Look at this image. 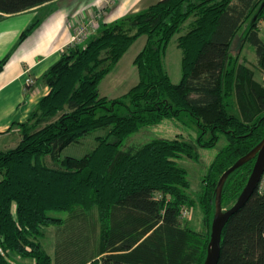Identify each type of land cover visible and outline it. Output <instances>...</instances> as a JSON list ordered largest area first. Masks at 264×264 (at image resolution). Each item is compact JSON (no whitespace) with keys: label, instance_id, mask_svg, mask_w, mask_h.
Wrapping results in <instances>:
<instances>
[{"label":"trees","instance_id":"trees-1","mask_svg":"<svg viewBox=\"0 0 264 264\" xmlns=\"http://www.w3.org/2000/svg\"><path fill=\"white\" fill-rule=\"evenodd\" d=\"M53 1L0 0V15ZM262 2L159 0L102 25L83 45L66 48L40 78L49 91L18 124L19 143L0 151V264H14L12 255L52 264L41 239L44 228L61 220L50 213L92 209L99 242L88 264H203L218 179L264 137V82L229 54L245 25L241 43L253 48L257 67L264 72V39L258 30L264 7L250 23ZM190 18L187 31L176 39L181 75L174 84L163 56ZM31 28L20 34V41ZM140 36L145 43L132 61L137 83L120 97L102 96L100 82ZM8 57L0 60V70ZM183 114L196 127L193 140L153 137L123 146L142 128L179 120ZM97 129L107 132L94 138L89 153L58 158L67 146ZM221 135L225 145L206 167L201 191L193 199L187 193V171L178 161L197 158L198 148H213ZM253 163L226 177L223 210L235 203ZM195 203L202 216L200 230L181 219ZM217 264H264V193L256 189L227 221Z\"/></svg>","mask_w":264,"mask_h":264},{"label":"crops","instance_id":"crops-1","mask_svg":"<svg viewBox=\"0 0 264 264\" xmlns=\"http://www.w3.org/2000/svg\"><path fill=\"white\" fill-rule=\"evenodd\" d=\"M107 1L55 0L19 14L0 15L2 18L0 20V60L6 55L9 56L0 70V151L12 149L19 143L20 128L18 124L24 123L28 119L38 102L48 93L49 88L41 82L40 78L64 51L63 49L71 36L70 21L86 17L94 8L105 6ZM140 1L144 3L146 0H118L101 21L96 33L102 25H111L130 12L138 10L137 4ZM157 1L159 0H154L150 4ZM49 7H53V11L47 17L43 19L38 15L43 9ZM81 9L84 10L79 12ZM30 26H32L31 31L20 41V34ZM259 36L261 37L260 31ZM107 78H109L108 75L103 79L105 93L102 96L105 97L114 89L118 90L123 86V81H115L114 84H110V81L106 82ZM136 83L131 81L129 89ZM164 121L173 123L170 120ZM174 133V137L182 135L177 128ZM186 135L190 136L189 133ZM212 159L210 158L209 163ZM50 216L58 218L62 222L57 227L61 230L55 231V233L53 231L47 238H45V229L49 226L43 230L41 246L50 256L52 264H88L91 254L89 252L86 255L87 248L81 249L74 246L76 235L83 231L85 222H82L78 217L77 220L76 218L75 220L74 218L70 219L72 217L70 215L66 217L69 220H64V224L65 217L61 218L62 216H57L54 213H51ZM84 237L87 238V236ZM11 260L14 264L18 260L22 261V264H33L31 259H22L14 255L11 256Z\"/></svg>","mask_w":264,"mask_h":264},{"label":"rangeland","instance_id":"rangeland-1","mask_svg":"<svg viewBox=\"0 0 264 264\" xmlns=\"http://www.w3.org/2000/svg\"><path fill=\"white\" fill-rule=\"evenodd\" d=\"M118 0H108L105 4V6L98 8V9H93L92 12H90L89 15L86 17H83L81 19H77L74 21H70V28H71V36L70 39L66 45V47L63 49L64 51L66 48L71 47L72 43V37L74 34V30L76 27L80 25H90V32L91 35L90 37L94 34H97V28L100 26L101 21L105 18L106 14L108 11L113 8V6L116 5ZM154 0H146L144 3L141 1L139 4H137V7L139 8L138 10L132 11L127 15L134 14L139 12L140 10H143L147 8L151 2ZM84 9L79 10L83 11ZM53 11V7H49L46 9H43L38 15L40 17H47L51 12ZM86 11V10H85ZM82 12L80 13V15ZM125 15V16H127ZM124 16V17H125ZM79 18V17H78ZM123 18V17H122ZM120 18L119 20H121ZM2 18L0 17V20ZM117 20V21H119ZM115 21V22H117ZM191 21V18L188 19L182 26L180 27L179 31L172 37L170 42L168 43L164 56H163V64L164 67L169 75V78L172 83L176 84L180 80V56H181V51L177 47V42L176 39L178 36L183 35L187 29H188V24ZM114 22V23H115ZM92 24H94V28H92ZM258 30L260 31L261 37L264 39V20L258 23ZM243 25L241 29H239L237 35L233 39L231 46H230V51L229 54L232 57L231 59L234 60L236 59V63L243 62L249 69H251L254 72V77L258 82L263 83L264 82V72L260 70L257 67L256 63V57L253 51V48L248 45V44H242L241 43V36L242 32L244 30ZM145 43V36H140L138 39L134 41V43L129 47V49L125 52V54L121 57L120 61L117 62L118 65L114 66L111 71L107 74L109 78L106 79V82L110 81V84L115 81H123L122 82V88L118 90H113V92H110L106 94L107 98H115V97H120L125 94L128 89L129 85H131V81L133 83H136L138 80L137 76V69L136 67L132 64V59L136 56V54L140 51V49L143 47V44ZM242 44V46H241ZM240 46L242 47L240 50ZM63 51V52H64ZM238 53V56L236 54ZM106 75V76H107ZM105 76V77H106ZM131 78V79H130ZM104 79V78H103ZM104 80L100 83L98 86L99 92L101 95H104ZM173 123L164 121L160 122L158 125H155L154 127H146L142 128L139 130V132L130 135L123 143V146H126L127 144L130 145H137V144H142L153 137H166V138H173L174 137V131H176V128L182 133L181 136L184 140H193L197 134L196 127L193 125L191 119L189 116L183 114L179 118V120H172ZM175 125V126H174ZM107 132V129H97L93 131L92 133H89L88 135H85L80 139L79 142L77 143H72L69 146H67L65 149H63L60 154H59V159H62L64 157H82L85 154L89 153L91 149L95 145V140L94 138L97 136H102ZM184 132V134H183ZM186 133H189L190 136L186 135ZM181 138V139H182ZM225 145V139L221 135L217 144L213 148L209 149H203V148H198L197 149V158L193 159H188L185 157H182L178 163L180 166L185 168L187 171V177L189 180V189L187 193H189V196L193 199H196L198 194L201 191L202 187V178L205 173V168L207 164L210 161V158L212 159L214 155ZM46 162L51 165V158L47 157ZM51 160V161H50ZM188 212L184 215V218L181 217V219L187 224L194 228L195 230H200L202 229V223H201V211L199 209V206L197 203H195L194 207L192 208H187ZM57 214V216H62L61 218H66L72 215L70 219L77 220L81 218L82 222L84 223V229L82 232L77 233L76 238L74 240V246L79 247V248H87L86 249V255L93 253L97 254V248H98V225L96 223L97 217H96V210L92 209L91 211L87 213H83L80 211H77L74 214H67V213H54ZM51 215V213H50ZM64 220H69L68 218L63 219ZM62 223V222H61ZM60 223V224H61ZM67 223V221H66ZM65 224V221H64ZM59 225H50L48 228L45 229V238L51 236V234L56 232H59L61 229L57 228ZM84 236H87L85 238ZM46 240V239H45ZM22 261L18 260L15 262V264H22ZM94 264H100L98 261H95Z\"/></svg>","mask_w":264,"mask_h":264},{"label":"water","instance_id":"water-1","mask_svg":"<svg viewBox=\"0 0 264 264\" xmlns=\"http://www.w3.org/2000/svg\"><path fill=\"white\" fill-rule=\"evenodd\" d=\"M264 7L261 3L256 13L251 18V24L255 22ZM254 159L251 172L245 186L241 190L235 203L228 209L221 208V191L226 177L235 169ZM264 170V137L244 156L240 157L231 167L222 173L215 188L214 214L210 228V239L207 245L206 257L203 264H217L220 256V242L222 231L229 218L239 210L253 194Z\"/></svg>","mask_w":264,"mask_h":264},{"label":"built area","instance_id":"built-area-1","mask_svg":"<svg viewBox=\"0 0 264 264\" xmlns=\"http://www.w3.org/2000/svg\"><path fill=\"white\" fill-rule=\"evenodd\" d=\"M89 27L90 25L85 24L76 27L71 40V45H83L88 40V38H90L91 32ZM92 28H94V24H92ZM256 189L259 193H264V170ZM186 213L187 211H183L182 215Z\"/></svg>","mask_w":264,"mask_h":264}]
</instances>
